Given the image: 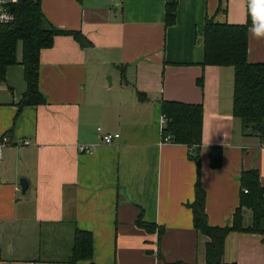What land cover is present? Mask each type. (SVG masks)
<instances>
[{"label":"crops","instance_id":"crops-1","mask_svg":"<svg viewBox=\"0 0 264 264\" xmlns=\"http://www.w3.org/2000/svg\"><path fill=\"white\" fill-rule=\"evenodd\" d=\"M167 1L40 0L51 23L90 44L60 33L41 50L43 103L18 106L26 88L20 63L0 83V137H9L0 156V264H90L69 260L76 228L91 231L97 264H162L158 251L165 261L204 264L208 237L188 205L197 163L187 144L162 141V99L203 105L209 223H231L243 169L257 168L264 185V139L244 134L232 113L233 67L202 63L205 18L243 23L246 0H175L166 25ZM248 59L264 62V39L249 30ZM97 127L118 136L101 141ZM213 144L222 146L217 168L207 156ZM139 213L162 227L160 237L137 225ZM249 218L244 209L245 224ZM223 258L264 264L260 235L231 230Z\"/></svg>","mask_w":264,"mask_h":264},{"label":"trees","instance_id":"trees-1","mask_svg":"<svg viewBox=\"0 0 264 264\" xmlns=\"http://www.w3.org/2000/svg\"><path fill=\"white\" fill-rule=\"evenodd\" d=\"M175 0L165 3V24L175 20ZM6 9L15 19L0 21V83L5 81L6 69L10 64L20 63L24 69L26 88L17 102L25 104L45 102V95L38 85L40 53L53 44L55 35L71 34L81 45L90 40L79 30L61 29L51 23L41 9L40 0H8ZM253 20L246 0V21L229 23L206 17L203 32V64L231 65L233 67L232 113L239 117L244 134H257L264 139V62L248 59V30ZM21 56L18 57V50ZM161 112L165 117L163 134L170 135V141L189 146V156L197 163V177L194 183V198L188 203L192 210L195 229L205 235L204 264H237L234 260L223 258L225 238L231 230L255 232L264 244V185L259 180L255 167L243 169L240 173L239 203L235 208L231 223L214 225L209 223L205 209L206 192L200 181V148L202 132L203 105L173 99H162ZM207 156L212 167L222 164V146L208 147ZM246 189V191H245ZM244 209L250 210L249 222L245 224ZM137 225L147 231L157 230L160 237L162 227L146 221L142 215L136 218ZM93 235L91 231L76 228L69 260H93ZM162 264H191L177 259Z\"/></svg>","mask_w":264,"mask_h":264},{"label":"clouds","instance_id":"clouds-1","mask_svg":"<svg viewBox=\"0 0 264 264\" xmlns=\"http://www.w3.org/2000/svg\"><path fill=\"white\" fill-rule=\"evenodd\" d=\"M0 2H3V0H0ZM13 2H17V0H13ZM248 4L253 20L249 32L255 39H264V0H248ZM13 19L15 17L7 12L0 13V21L2 22H8Z\"/></svg>","mask_w":264,"mask_h":264},{"label":"built area","instance_id":"built-area-1","mask_svg":"<svg viewBox=\"0 0 264 264\" xmlns=\"http://www.w3.org/2000/svg\"><path fill=\"white\" fill-rule=\"evenodd\" d=\"M6 1H8V0H3V2H0V13L7 12L9 15L13 16V14L10 13L5 7V2ZM164 123H165V117L163 116L162 117L161 130L163 129ZM97 130H98V133H99L100 140L104 141V142H111V141H113V139L115 137L118 136L117 132H115V133H111V132L104 133V132H102L101 127H97ZM162 141H170V135L162 133ZM8 142H9L8 135H2L0 137V156L2 155V151H3L4 146L7 145ZM79 148L82 149V150H85L87 152L92 150V146L91 145L86 146V145L80 144ZM245 191H246V189H245Z\"/></svg>","mask_w":264,"mask_h":264},{"label":"water","instance_id":"water-1","mask_svg":"<svg viewBox=\"0 0 264 264\" xmlns=\"http://www.w3.org/2000/svg\"><path fill=\"white\" fill-rule=\"evenodd\" d=\"M19 182H20V185H21V189H22V191H25V189H26L27 186H28L27 179L21 177L20 180H19Z\"/></svg>","mask_w":264,"mask_h":264}]
</instances>
